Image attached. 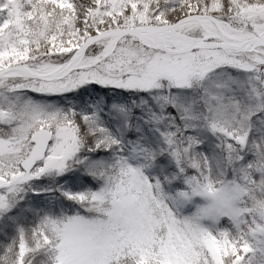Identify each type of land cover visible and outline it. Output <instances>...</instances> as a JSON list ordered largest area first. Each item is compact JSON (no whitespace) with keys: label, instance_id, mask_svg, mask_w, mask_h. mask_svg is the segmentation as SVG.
I'll use <instances>...</instances> for the list:
<instances>
[{"label":"snow or ice","instance_id":"obj_1","mask_svg":"<svg viewBox=\"0 0 264 264\" xmlns=\"http://www.w3.org/2000/svg\"><path fill=\"white\" fill-rule=\"evenodd\" d=\"M0 264H264V0H0Z\"/></svg>","mask_w":264,"mask_h":264}]
</instances>
